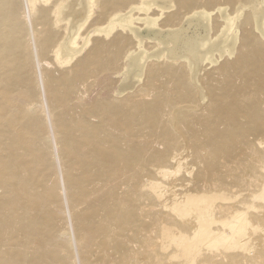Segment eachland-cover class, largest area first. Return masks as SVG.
<instances>
[{"label":"bare ground","instance_id":"obj_1","mask_svg":"<svg viewBox=\"0 0 264 264\" xmlns=\"http://www.w3.org/2000/svg\"><path fill=\"white\" fill-rule=\"evenodd\" d=\"M59 174L80 264H264V0H0V264L77 263Z\"/></svg>","mask_w":264,"mask_h":264},{"label":"rangeland","instance_id":"obj_2","mask_svg":"<svg viewBox=\"0 0 264 264\" xmlns=\"http://www.w3.org/2000/svg\"><path fill=\"white\" fill-rule=\"evenodd\" d=\"M43 89V88H42ZM41 89V90H42ZM47 107V106H46ZM46 112H47V114H49V111H48V107L46 108ZM53 131H52V128H51V130H50V135H51V142H50V144H51V148H52V150H51V152H52V155H53V159H54V162L56 163V166H57V170H58V173H61V163H60V159H59V156H58V151H57V142L55 141V138H54V135H53V133H52ZM54 139V140H53ZM56 142V143H55ZM57 146V147H56ZM56 150V151H55ZM53 151H54V153H53ZM59 162V163H58ZM60 167V169H58ZM61 176V174H59V181L61 182L60 183V188H61V193H62V204H61V207L64 205V208H62L63 210H62V214H61V224H63L62 226H66L65 228L67 229V231H68V235H69V237L71 238H69L71 241H72V245H73V252H74V254H75V259H76V262L78 263V264H80V261H79V255L77 254L78 253V251L76 252V250H77V248H75L76 246H75V236L74 235H76V231H75V224H74V221H72L73 220V218H72V214H71V210H70V208H69V206H68V204H67V201H66V198H65V189H64V185H63V181H61L62 180V176ZM64 194V195H63ZM64 199V200H63ZM63 201H64V203H63ZM66 206V207H65ZM68 206V207H67ZM68 214V215H67ZM64 217H66V219L64 218ZM70 217V218H69ZM68 219V220H67ZM63 220H65L64 222H63ZM68 222H67V221ZM69 224H70V226H69ZM70 231V232H69ZM71 235H72V237H71ZM132 235V234H131ZM135 247L134 249L132 248V247ZM132 247H127L125 250H127L126 252L128 253L129 251H131L129 254H128V256L130 255V256H132L133 255V257H136L137 255H139L138 257H136L137 259V262H139V263H141V261H144L142 258H139V257H142V256H140L141 254H139L140 253V251L137 249V245H132ZM113 248V247H112ZM112 248H110V249H112ZM131 248H132V250H131ZM134 250V251H133ZM139 251V252H135V251ZM37 251V250H36ZM36 251H34V252H36ZM33 252V251H32ZM133 252H134V254H133ZM8 253H9V250H8ZM136 253V254H135ZM138 253V254H137ZM32 255H34V256H37V254H32ZM127 255V254H126ZM112 257H114V258H112ZM112 257H111V259L113 260V259H115V257L116 256H113V254H112ZM78 258V259H77ZM139 258V259H138ZM76 263V264H77ZM142 264V263H141Z\"/></svg>","mask_w":264,"mask_h":264}]
</instances>
